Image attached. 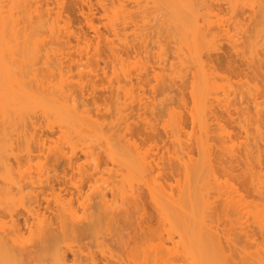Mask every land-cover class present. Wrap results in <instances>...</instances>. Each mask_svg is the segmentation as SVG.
<instances>
[{
    "label": "bare ground",
    "instance_id": "6f19581e",
    "mask_svg": "<svg viewBox=\"0 0 264 264\" xmlns=\"http://www.w3.org/2000/svg\"><path fill=\"white\" fill-rule=\"evenodd\" d=\"M43 1H45L44 5L41 3L42 0H0V264H70L68 261L69 258H67V252L68 250L71 251L70 249H73L72 251L74 253L76 252L75 254L78 258L76 261H73L75 263L72 262L73 264H264V246H260L262 245L260 244L261 242L256 243L257 235L264 237V174L260 167L262 164L264 165V149L262 150L264 146L261 147L264 144V103L259 102V99L263 97L257 96L259 92V95L262 93L258 90L261 87L258 86V88L257 85L259 84H256L257 82L255 81L257 74L261 79L263 77H260V74L261 76L264 75V59L261 60L264 55L261 54L264 52V0H241L243 2H240V0H217V2L220 1L223 4L227 3L228 5L224 4L227 7H234L233 10L230 9L231 13L233 12L232 16H230L229 8H227L230 17L235 16L234 12L236 13L237 11H235V7L240 6L241 3L245 4L246 2L249 5V7L246 4L242 6L243 8L246 7L248 10L245 9V12L248 11L250 14L253 12L249 11L250 7L251 10L259 9L262 21L257 25L255 24L256 26L251 27L256 21L254 20L256 16L253 14L251 18L253 23L251 26L248 22L245 23L242 20L245 25L248 24L247 27L250 26L249 30L251 34L249 36H246L244 32L242 33L244 26H241L242 23L239 24L241 20L235 17L234 19L238 24L232 19L236 23L232 26L230 24L231 18L229 20L226 10V13L223 12L227 16L223 15L224 13L222 14L221 10V14L217 9V13L214 12L212 8L215 5L213 4L214 7L211 5L214 0H143L144 3L142 4H145L146 10L147 7L156 10L155 15L151 12V16L153 13L154 16L152 17H154V21L157 16L156 23L157 19H160L158 20L159 30L164 28L167 36L169 34L170 40H172L170 43H176L175 47L173 44H170L173 45V51L176 50V45L179 46L177 47L179 53L177 51H175L176 54L173 52L177 55L178 61L176 62L178 63L173 61L175 64H172L173 62H171V67L168 66L169 60L167 59V54L165 57L161 56L163 60H167L166 65L171 68V72H169L170 69H166L169 75L166 74L164 69L166 77L163 76L164 79L161 77V80L159 77L164 73L160 75V71L159 73H155L154 70V73L162 81L161 84L163 85L158 82L161 88H158L157 84L156 87L160 92L163 87L164 93L167 92L166 95L169 93L168 98L161 96L160 104L154 103V105H157V107L160 105L162 108L159 110L165 109L163 102L167 105L169 101H173L169 97L174 92L173 89L177 87L178 83L181 81L183 85L184 83L187 84L186 79L188 76L185 77L183 73L188 72L189 78H191V81L189 78L187 79L188 84L190 81L189 88L185 89L186 86L184 85L185 87H183L182 83L180 84L182 85L183 91L189 90V92H184L185 96L183 91L177 93H182V96H184L183 99L181 98L183 103L186 105L187 103L188 105L191 103V106L187 105L188 108H186V105L184 107L187 111L190 107L188 111L189 116L187 115V123L188 125L189 122L192 123L190 124L191 132H189V129L186 131L188 126L183 124L182 117L184 115L181 114V111L176 112V109L172 106V108L169 106V109H166V114L164 112V115L167 116V118L165 117L166 120L164 123L159 122L161 121L159 118L161 116L160 111V116L158 115L159 121L156 119L157 116H154V119L159 122L155 124H158V126L162 124V126H159L160 128L163 127L162 132L161 129H159L160 131L158 130V126L156 129L153 123L156 120H149V118L145 117L147 118V122L143 121L145 122V126H142L143 124L139 126L137 121L136 125L138 127H144L142 130H145V133L140 128L138 130H140L139 134L146 135H142L145 138L148 136L147 134L156 133V131L158 138L155 137V134L152 135L157 140L159 137L165 138L167 136L168 139H165L169 140L170 147L166 148L164 146V143H167V141L163 138V145L160 146L161 148L157 145L158 148H155L157 150L153 148L156 143L161 145L162 138L161 140L159 139V143L153 139V136L152 138H147V142L151 140H153L152 142L155 141L153 148L150 146L151 142L149 145L145 140H142V143L140 142L138 144L139 140L136 139L137 134V136L132 134L133 137H136L135 139L137 141L129 138V132L131 130L129 124L130 119L132 120L131 122H135L137 119L144 117L142 111L147 108V105H151L147 101L145 102L146 98L144 96L143 99H141V95L138 96V98L140 97L139 99L135 96L134 91H136L137 87L135 88L130 85L131 88L129 86L126 87L128 82L125 84L123 80L122 82L120 81L122 75L125 76L124 81L130 80V76H134L135 72L138 73L139 77L142 65L146 64H143L141 59L140 61L138 60L139 65L142 62L141 68L138 70L140 72H138L136 71L139 69L136 67L139 66L138 61L137 63L135 61L132 64L136 66L132 67L137 69L135 71L133 69L132 72L130 71L132 67L129 68V66L132 64L126 61L128 56L122 53L124 52L125 46H127V43H124V39L126 41L128 37L123 38L120 35L123 33L125 36H128L127 34L130 28L131 32L136 27L143 26L144 28L148 26L149 28V25L144 26L143 23L147 20L146 16L150 13H146L147 15L144 14L146 16H142V19L145 18L143 19L144 21L141 20L142 26H140L141 24L137 26L140 23L138 22V16L140 14L133 15L127 12L126 10L129 11L130 9L125 7L127 6L124 4L125 1L119 0L121 3L118 5L120 6L113 3L115 7L113 9L111 8L112 10L109 9L110 11L108 8L111 6L102 5V7L106 6V10L109 11L108 15L105 13L107 16L105 17L109 18L106 19V21L108 20V24H106L107 28L110 25L111 27L108 28L109 31L112 29L115 33L113 34L110 31V35L115 36L112 39L113 41L108 38L109 36L104 38L108 42L107 46L110 44V48L108 49L109 53L111 52V62L113 59L117 63L121 62L120 66L118 65L119 63H116L119 69H121V72L117 67L114 68L113 66V69L115 70L117 68L116 70L122 75L121 77L116 76V78H113V81L115 79L118 82L120 81L121 87L122 83L126 85L122 87V89L124 87L126 88V91L123 90L124 101L122 102L121 93L119 94V91L122 89L119 87V83H117V80H115L114 84L111 83L112 80L110 82L112 86L116 85V83L118 85H116L118 93L117 91H112L113 93L115 92L114 98H116L115 96L120 97L117 100H113L114 103L116 102L117 115L115 114L117 110L116 107L114 108L115 104L113 102L112 107H110L112 111L114 109L113 116L116 119L113 118V112H111L113 118L111 119L114 120V125L111 127L107 124L108 127H106V124L104 125L103 123L104 121H99L102 117L97 116L93 109H89L90 107L88 108V105H86L88 103L84 104L87 107L86 109H88L85 110L84 106L77 101V98L80 96H76L82 94V92L87 93L86 91H88L84 89L86 84L83 83L85 82L83 79H88L90 75L87 76V72H81V66L82 68H87L100 64L99 62L97 63V60L91 63L92 65L90 63L85 64L86 67L81 62L82 65L80 64L81 66L79 68L78 63L80 61L77 60L78 62L76 63L74 62L76 59L74 61L72 59V65L76 63L75 65L80 70L76 68L78 72L74 69L78 73L77 76L80 77L78 79L81 80V74L84 76L83 74L86 73L81 80L85 86L80 83L81 81L77 83V79H75L77 86L72 83L74 81L72 79L77 78L74 74L72 76L66 72L68 76H71L70 79L67 75H64L65 71H67H64L66 62L63 65L64 61L62 62V60H65V57L64 59L61 58L63 52L59 53V51L64 50V55L66 49L67 51L69 50V47L66 48L67 45L65 43L68 42L70 44V41L67 40L70 35L68 32L70 28L65 27L64 24L62 25L65 19L58 9L54 13L55 9L53 10L51 7L50 9L48 2L46 0ZM57 1L53 0L55 8L58 6V3H64L65 0ZM84 1L82 0L81 2L84 3ZM136 2L138 4H135L139 8H136L137 6L134 8L136 10L138 9V12L145 10V6L143 7L142 5V8L140 7L142 1L139 0ZM62 5L59 4L58 7ZM243 8L236 7V9L240 10H243ZM140 9L141 11H139ZM89 10L91 11V8ZM129 14L133 15V20L128 17L131 16ZM135 15H137V18ZM62 19L64 20L62 21ZM128 19L130 20L128 21ZM134 19L137 25H135ZM151 20L148 21L151 22ZM66 22L65 24L67 25L68 23ZM120 24L124 27L127 26L125 28L126 30ZM132 24L133 26L135 25L133 29ZM160 26L162 27L160 28ZM92 28L95 30V27L92 26ZM117 28L118 30L121 28L124 31L120 29V32H122L119 33ZM143 28L140 29L144 31L145 28ZM97 30L96 38L101 37L98 35L99 30ZM134 30L132 33L136 32ZM160 31L162 32L163 30ZM232 31L234 32L232 33ZM239 31L245 37H240L241 33ZM117 32L120 34L119 36ZM137 32L133 35H136V38L139 36L142 39L143 35L141 34V30V35H137L139 31L137 30ZM152 34L150 35L153 38ZM133 35L130 34L129 38ZM77 36L76 38L79 39L81 35ZM83 36L79 39V42L81 43L83 38L84 42L82 41V43L85 45V42L87 41L89 43V40L86 35ZM149 36L147 37L151 38ZM119 37L122 39L118 40ZM223 37L225 38L224 41H228L229 49L231 46L232 50H230L237 54L235 56L238 58L239 55L243 58L244 62L239 58L242 62H240L241 66L243 65L242 68L248 66L254 71L255 74H253L255 76H253V80L255 83L249 80V77H252L251 75L253 74L249 77L246 74L248 80L245 79L247 80L245 83L240 81L241 85H237L238 87L240 86L239 89L232 82L229 83L228 80L225 82V79H220V75L223 76V73L221 72L219 75L220 72L217 73V68L215 67L214 69L211 67L213 66L212 64L209 66L211 62L205 61L203 54L206 53L208 55L210 52L213 54L212 52L220 50L221 48L219 49L217 44H220L218 41L224 42ZM129 38L127 41L130 40V43L135 42L133 41L135 37H131L133 40ZM148 38L146 39L145 35V39H142L144 41H139V44L140 42H145V40L150 41ZM60 40H64L65 43L63 44L62 41L59 43ZM121 41L123 44H126L124 47ZM147 41L146 44L148 43ZM118 43L122 45L123 49L119 46L121 51L120 49L117 50ZM54 44L58 48V45L63 44L65 48L61 45L64 49L60 50V47L58 50ZM133 44H131L133 45L132 48L129 47L131 46L130 44H128V47L130 49L139 47L138 43V46L135 43ZM150 44L148 43L147 46L141 44L140 47H150ZM50 45L51 47H48ZM87 45L89 46V44ZM87 45L86 47H88ZM159 46H156L159 51L161 47L162 52L166 50L163 48L165 45ZM128 47H126V53L128 50L130 51ZM81 48L89 52L88 48ZM261 50L262 52L260 53ZM82 52L81 54H84ZM162 52H159L160 54L158 55H162ZM122 54L125 57L123 56L121 58ZM130 54L129 56L131 57ZM65 56H67V52ZM155 56L157 58V55ZM159 56L157 59L160 58ZM130 57L129 61H131ZM124 58L131 65L124 63ZM163 60L159 59L158 61L162 62ZM115 61L112 64L115 65ZM206 62L209 64L207 65ZM40 64H43V67H40L41 69L38 67ZM72 65L71 67H76ZM97 67L99 71V66ZM73 68H71L72 71ZM90 68H88V71L91 70ZM230 68L233 67L230 66ZM67 69L69 72H72L68 67ZM245 69L246 72L249 71V69ZM93 71L96 72L97 68L93 69ZM143 71L141 73L144 74ZM243 71L241 70V74H238V76H242V73L245 72ZM90 73L93 74L92 70ZM114 74L115 72H113V76ZM151 75L154 77L153 73ZM227 75L229 76V74ZM227 75H224V77L228 78ZM93 76L95 75L90 76V79ZM182 77L185 78H183L185 82L182 81ZM157 78H155L156 81ZM179 78L181 80L178 82ZM259 78H256V80ZM219 80H224V83L227 84L223 85L224 83L221 84L222 81L220 83ZM242 80L244 81V79ZM130 81L133 82V78ZM156 81L152 79L150 82ZM249 81L253 83L250 84ZM175 83L177 84L175 85ZM88 84L87 87H90ZM253 84L255 87L252 86ZM232 85L235 89L230 87ZM93 87L91 88L96 89ZM229 87L234 91L229 90ZM132 88L135 89L133 90ZM76 89H79L77 91L81 93L78 92L79 94H77ZM140 89L141 87L137 89L136 93ZM171 89L172 92H168ZM162 93L160 95L164 96L165 94ZM188 93L190 95L189 97L187 95ZM139 94H141V90ZM83 95L86 96L84 93ZM182 96L180 95V97ZM232 97L234 98L232 99ZM83 98L85 99V97H80V100L83 101ZM190 98L192 102L189 100ZM238 99L240 101H248L251 104H249L250 108H248L251 109L252 106L253 111H255L252 112V109L250 110L253 114L255 113L254 116L250 113V117H244L248 125L254 126H252L254 129L250 131H253L252 135H254L251 141L249 140L251 138L249 134L251 133H249L248 129H243L245 127L243 125L245 121L242 120L243 123L241 122L243 125L241 127L246 132L248 142L247 140L246 142L243 141L245 143L240 149L238 148L240 145L235 144L236 141L231 138L232 136L226 128L227 124L225 122L229 120L227 121L226 118H222L221 115V112H223L232 118L235 110L231 111V107L242 103L243 105L246 104L244 101L239 104ZM143 100L147 104H144L142 102ZM186 100L187 103L185 102ZM135 102H137V105L139 104L138 107L140 108L138 110H142V106L144 105L145 108L143 107L144 109L139 111L140 113L142 112V116L141 114H138L139 117L133 115L135 120L133 121V118L124 116V113L127 109L132 111V108L134 109L136 106L134 104ZM168 105L170 104L168 103ZM179 105L180 102L178 109L182 110L180 109L182 105L180 108ZM157 107L148 108L155 110ZM108 108L106 110H110ZM217 109L221 112L219 110L217 111ZM152 112L151 114L155 115ZM217 112H220L219 115ZM91 113L95 116L93 117ZM144 115L146 116V114ZM97 117L99 119H95ZM221 119H225V121ZM241 119L243 118L239 120L241 121ZM262 125L263 128H261ZM55 127L60 129L57 132L59 138L56 141H46L43 137V129L53 130ZM227 127L229 126L227 125ZM105 128L109 129L106 130ZM147 130L148 132L150 130V133ZM159 132L165 133V136L164 134L160 136ZM141 144H147L151 149H147L149 146L144 145L145 147H143ZM162 147L165 148V151ZM78 148H81V150L79 149L80 153L81 151L83 153L85 152V156L90 159L88 162H86L87 160L85 161L88 163L86 167L88 169H84L85 167L79 164L81 159L79 161V157L77 158L76 156ZM158 149H160V153ZM151 151H157L161 155H155L154 153L156 152L152 154ZM100 153L104 154V158L113 165V168L112 165L110 166L112 169L107 173V176H104L102 173V167L100 168L101 172L99 171L98 155ZM45 154L52 156L51 162L53 166L55 164L56 166L58 164L59 166L64 164L63 166L77 169L81 177L79 179L85 178L86 176V178L89 177L93 180V183L89 182L92 185H89L90 188L88 187L87 197L83 198L85 201L80 200V202H90V204L86 203L87 205H84V203H81L82 206H87L85 208L82 207L83 210L78 206L83 213L81 210L79 212V209L77 210L75 208L76 206L73 205V201L69 199L67 201L66 198L64 200L61 195H58V198L61 196L62 199H60L61 197L59 199L55 198V201L57 200L55 207L56 216L52 218V221L40 209L38 196L35 193L38 189H36L35 185L41 187L42 184L48 183V179H50L48 177L50 172L47 170L44 171L47 165L44 161L47 158ZM42 160L46 163L45 166ZM61 162L63 164H60ZM103 162L100 161V163ZM105 164L104 162V165H101L105 167L109 166V164ZM96 176L98 177L96 178ZM88 181L90 180L88 179ZM109 194L112 197L109 198ZM254 197H256V200ZM147 198L149 202H146L143 207V200ZM147 203L152 205L151 207H153L156 213L157 218L154 216L158 219L157 222H159L157 228H152L148 225L149 218H146L149 215L147 216L146 213L148 214V212L144 211ZM19 215H24L25 217L23 224L20 223ZM54 219L55 221L53 222ZM22 225L24 227L28 226L26 231ZM54 226L56 227L54 228ZM84 240L90 241L87 245L83 243L86 245L85 247L82 246L83 244L76 243H79V241L84 242ZM252 240H255L254 244L251 242ZM74 243L76 244L74 245ZM76 245L78 250L74 247ZM31 248L32 250L35 249V251H32Z\"/></svg>",
    "mask_w": 264,
    "mask_h": 264
},
{
    "label": "rangeland",
    "instance_id": "374dc122",
    "mask_svg": "<svg viewBox=\"0 0 264 264\" xmlns=\"http://www.w3.org/2000/svg\"><path fill=\"white\" fill-rule=\"evenodd\" d=\"M47 2H48V4H49V8L51 7L53 10H54V13L56 12V10L58 9L59 10V12L64 16V19H62V21L64 20V22L62 23V25L64 24V26L66 27H69L70 28V30L68 31L69 32V38H67V40H69L70 41V44L68 43V42H66L65 43V41H66V39H65V41L64 40H60L59 41V43H61V41L63 42V44L65 43L67 46H66V48L67 47H69L68 49V51H67V49H66V52H67V56H65V54H66V52H65V54L63 55V53H64V48H65V45L63 46V44H61V45H58L59 46V48L56 46V44H54L55 46H56V48H58V50L60 49V47H61V49L60 50H63V51H59V53L61 52H63L62 53V57L61 58H63L64 59V57H65V60H62V62H63V65H64V63L66 62L67 63V65H66V63H65V68H64V71L65 70H67V71H65V74H64V71H63V74L66 76L68 73H69V75L71 74L72 76H73V74L75 75V76H77L78 75V73L76 72V71H78L79 69H78V67L80 68V66L82 65V63H84L83 65H85V64H91V63H94V61H97V63L99 62V64L100 65H96L95 67L97 68V73L95 72V71H93V69H96L95 67H92V66H89V67H91L90 69L92 70V73L93 72H95V73H93V74H91L90 72H91V70L90 71H88V68L89 67H87L86 65V67L87 68H82V66H81V68H80V70H81V72H87V76L88 75H90V76H92V75H95V76H93V78L91 77V79H90V76H88L89 78L88 79H83V77L85 76V74H83L84 76H82V74H81V80L83 79V80H85V82L87 81V83H85V82H83L84 84H86V87H84V89H86V90H88V91H86L87 93H85V92H82V94H79L78 92H80V91H77V90H79V89H76V93L77 94H79V95H76V96H80V97H85V99L83 98V101L82 100H80V97L79 98H77L78 100V102L80 103V104H82L83 106H84V104H86V103H88V104H86V105H88V108L89 109H93L94 110V112L97 114V116H99L100 118L102 117V119H100L99 121L100 122H103L104 123V125L106 126V127H108L107 126V124L109 125V126H111L112 127V125H114V120H112L113 118H115V116H113L114 115V109H113V111H112V108L110 109V107H112V105L113 104H115V106H114V108L116 107V110H117V106H116V102L114 103L113 102V100L115 99V100H117V98L118 97H120V96H122L121 98H122V102L124 101V99H123V90H125L126 88L124 87V89H122V87H123V85L124 86H126L125 84L127 83L128 85L126 86V87H128L129 85L130 86H132V87H137L136 88V91H137V89H139V87H141V94H139V92H140V90H138V92L136 93V91H134L135 93V96H137V98H138V96L139 95H141V99H143V96H144V98H146L145 99V102L147 101V103L149 104V105H151V106H148L147 105V108L148 107H152V108H156L157 107V105L155 106L154 105V103L155 104H160V101H161V99H162V97L164 98V97H167L168 95H169V93H168V95H166L167 94V92L166 93H164V91H163V87H162V90H161V92H163L165 95L163 96V95H160L161 94V92L158 90V88L160 87L161 88V86L160 85H158L159 83L158 82H160V84H161V80H162V78L164 79V77L163 76H165L166 77V74L167 75H169L168 74V71H166V69L168 68V69H170V71L169 72H171V68H169L168 66H170L171 67V62H175V63H178V62H176V61H178V59H177V55H175L176 54V52L175 51H177L178 50V48L177 47H179L178 45H176V50L175 51H173V45H174V47H175V44H173V43H170V42H172V40H170V36H169V34H168V36H167V34H166V32L164 31L165 29L163 28H161L162 26H160V30H163L162 32L159 30V23H158V20H160V19H157V23L155 22L156 21V18H157V16L155 17V21L153 20L154 19V17H152V16H154L155 15V12H156V10L154 9L153 10V8H149V7H147V10H149V11H147L146 10V6H145V4L143 5L142 3H144V1L143 0H140V1H142L141 3H140V7L142 8V5H143V7H144V9L145 10H143L142 12H138L134 7H136L137 5L135 4V3H137L136 1H139V0H123V2L125 1V5H127V6H125L127 9H130L129 11L128 10H126L127 12H130L131 14H140L139 16H138V22H140V23H138V25H137V23H136V18H137V15H135L136 16V18L134 19L135 20V25H137V26H139V24H141V20H143V19H145V18H143L142 19V16L143 17H145L147 14H148V12L150 13L149 15L151 16V12H153L154 13V15H153V13H152V18L149 16V15H147L146 16V19L147 20H145V22L143 23L144 24V26H146V25H149V28H148V26H146V27H144L145 29H147L146 31H145V29L143 28V26H142V24L140 25V26H142V27H136V32H137V30L139 31V34H137V35H143V38L145 39V35H146V39L148 38L147 36H149L150 34H152L153 35V38H152V36L150 35L149 37H151V38H148V40H150V41H147V40H145V42H143V43H145V44H143V43H141L142 41H144V40H142V39H140L139 38V36L136 38V35H133V34H135V33H132L133 32V28L135 27V25L133 26V24H134V22H132L133 24H132V32H131V28H130V30L128 31V36H125V34H123L122 33V35H120V34H118V32L119 33H121L122 31H124V30H122L121 28V32H120V29L118 30V28H117V34H118V36L120 35L121 37H123V38H125V37H128L129 38V36H130V34L131 35H133V36H131L132 38H134V40L130 37L129 39H132L133 41H135V42H133V43H135V44H139V41H141L140 42V44H139V47L141 46V44L142 45H145V46H147L148 45V43L150 44V47L148 46V47H145V48H143V46L142 47H135V48H133V49H130V48H132V46L134 45L133 43H130L129 41H127L128 40V38H127V42L125 41V39H124V43H127V46H125V48H124V52H122L123 54L125 53L126 54V56H128V58H126L127 60L126 61H128V62H130L131 64L133 63V62H135L136 61V63H137V61L139 60L140 61V59H141V61H143V64H145V65H142L141 63L142 62H140V65H139V61H138V65L139 66H136V65H134V64H130V63H127L126 61H125V58L123 59L124 60V63H127V64H130L131 66H129V68H131L132 66H136V67H138L139 69H137V68H134V67H132L131 69H130V71L132 72V70L134 69V71H135V69H137L136 71H138V70H140V66L142 65V69H141V72L143 71L144 72V74L143 73H141L140 71H138V72H140V76L138 77V73L137 72H135V74H134V71H133V74H134V76H130L131 78H130V80H132V78H133V82L132 81H130V80H128V81H124L125 79V76L124 75H122V74H120L116 69L118 68V70L121 72V69H119V66H120V63L118 64L117 63V61H115V59H113V61H115V65L114 64H112V62H111V59L112 58H110V53H109V49L108 48H110V44L107 46V40L106 39H104V38H107V36H109L108 38L109 39H111V41H113L112 39H114L115 38V36L113 35V36H111L110 34H111V32L113 33V34H115L114 33V31H112V29L109 31V29L108 28H110L111 26L109 25L108 26V28H107V25L106 24H108L107 23V21H106V19H109V18H106L107 16L105 15V13H107V15H108V12L110 11V10H112L114 7H115V5L117 4V6H120V5H118L119 3H121V2H119V0H101L100 2H98L99 0H85L84 1V3L83 2H81L80 0L78 1V0H65L64 1V3L63 2H61V3H58V6H59V4H63L61 7L63 8V10H62V8L61 7H58L57 5V7L55 8V5H53L54 3H53V0L52 1H49V0H46ZM59 2L61 1V0H58ZM57 1V2H58ZM105 1V2H104ZM214 1H216L217 2V0H214ZM214 1L211 3V5L213 6V4L215 5V7L214 8H212V9H214V12H216L217 10H219L218 12H220V14H221V11H222V14L225 12V10H226V14H228V10H227V8H229V12H230V16H232L233 15V12L231 13V10L230 9H232L233 10V8H230V6L229 7H227L226 5H228L227 3H224V4H226V5H224L222 2L220 3V1H222V0H220L219 2H217V4H216V2L214 3ZM243 1H245V0H243ZM243 1H241L240 0V2H243ZM54 2H56V1H54ZM226 2V1H225ZM263 2V1H262ZM41 3H43L42 5H44V3H45V1H43L42 0V2ZM100 3H102V4H100ZM105 3V4H104ZM113 3H115V5L113 4ZM220 3V4H219ZM56 4V3H55ZM113 6H112V5ZM138 4V3H137ZM245 4L247 5V7H249V5L245 2ZM245 4H243V3H241V5L239 6H236V7H241V9L243 8V6L242 5H244L245 6ZM102 5H106V6H111L110 8H108V10L109 11H107L106 10V6L104 7H102ZM152 5V4H151ZM210 5V6H211ZM219 5V6H218ZM230 5V4H229ZM217 6V7H216ZM150 7H153V6H150ZM232 7V6H231ZM236 7H235V11H236V13L234 12V14H235V16H233V17H230L229 16V14H228V18H229V20H230V18H231V22H230V24L233 26L234 24H238V22L234 19L235 17L238 19V20H241V21H239V24L240 23H242L241 24V26L243 25L244 27H243V29H244V31H242V33L244 32L245 33V35L246 36H249L250 34H251V31L249 30L250 29V26H251V24L253 23L252 22V17H253V15H255L254 17V20H256L255 22H254V24H252L253 26H251V27H254V26H256L257 24H259L261 21H262V19H261V16H260V14H259V9H255V10H251L250 8H249V11H253L252 12V14H250V12H248V11H246L245 12V9H246V7L245 8H243V10H240V9H236ZM50 8V9H51ZM91 8V11L89 10ZM105 8V9H104ZM112 8V9H111ZM118 8V7H117ZM136 8H139L138 6L136 7ZM217 9V10H216ZM104 10H106L105 12H104ZM151 10V11H150ZM153 10V11H152ZM221 10V11H220ZM239 10V11H238ZM246 10H248V9H246ZM136 11H137V13H136ZM139 11H141V9L139 10ZM224 11V12H223ZM254 11H255V13H254ZM58 12V11H57ZM143 15H142V14ZM147 13V14H146ZM217 13V12H216ZM225 13L223 14V15H225ZM84 14H86V15H84ZM131 14H129V15H131ZM144 14H146L145 16H144ZM159 14V13H158ZM219 14V13H218ZM133 15H131V16H128V17H130V18H132V20H133ZM156 15H157V13H156ZM63 16H62V18H63ZM106 16V17H105ZM149 16V17H148ZM159 16H160V14H159ZM222 16V15H221ZM225 16H227V15H225ZM109 17V16H108ZM224 17V16H223ZM141 18V19H140ZM160 18V17H159ZM226 19H228L227 17H225ZM140 19V20H139ZM152 19V20H151ZM232 19H233V21L235 20V22L236 23H234L233 21H232ZM130 19H128V21H129ZM148 20H151V22L150 21H148ZM242 20L246 23V22H248V24H250V26L249 27H247L248 26V24H244L243 22H242ZM247 20V21H246ZM65 21H67L66 23H68L67 25L65 24ZM144 21V20H143ZM142 21V22H143ZM153 21H154V23H153ZM146 22H147V24H146ZM160 22V21H159ZM149 23H151V24H149ZM130 24V23H129ZM156 24H157V27H156ZM256 24V25H255ZM92 26L93 27H95V30L92 28ZM120 26H123V25H121L120 24ZM245 26H246V28H245ZM116 27H119V26H116ZM124 27V26H123ZM154 27V28H153ZM156 27V28H155ZM125 28H127V26L126 27H124L123 29H125ZM128 28H129V25H128ZM140 28H143L144 29V31H142V29H140ZM99 30V32H98V35L99 36H101V37H98V38H100V39H98V38H96V30ZM155 29V30H154ZM97 30V31H98ZM126 30V29H125ZM134 30V31H135ZM140 30H141V34H140ZM154 30V31H153ZM157 30V31H156ZM233 30V29H232ZM251 30H252V28H251ZM150 31V32H149ZM71 32V33H70ZM110 32V33H109ZM148 32V33H147ZM156 32V33H155ZM234 31H232V33H233ZM125 33V32H124ZM138 33V32H137ZM144 33V34H143ZM150 33V34H149ZM162 33V34H161ZM164 33V34H163ZM239 33H241L240 31H239ZM241 33V36L240 37H243L244 35ZM72 34V35H71ZM149 34V35H148ZM165 34H166V36H165ZM77 35H81V36H79V39L82 37V35H86V37L88 38V40H89V43L86 41L85 42V45L82 43V41L84 42V40H83V38H82V40H81V43L79 42L80 40L78 39V38H76V36ZM124 35V36H123ZM159 35H161L160 37H159ZM46 36V35H45ZM83 36V37H84ZM104 36V37H103ZM106 36V37H105ZM118 36H117V38H118ZM78 37V36H77ZM142 37V36H141ZM158 39H157V38ZM166 37H168L167 38V40H166ZM245 37V36H244ZM47 38H48V36H47ZM222 38V37H221ZM220 38V39H221ZM122 38H120L119 37V39L118 40H121ZM138 39H140V40H138ZM161 39V40H160ZM165 39V40H164ZM219 39V40H220ZM245 39V38H244ZM92 42H91V41ZM157 40H158V42L160 41L161 42V44H160V42L158 43L157 42ZM222 40V39H221ZM225 40V38L223 37V41ZM243 40V39H242ZM241 40V41H242ZM46 41H48V40H46ZM108 41H110V40H108ZM110 41V42H111ZM115 41H117V40H115ZM146 41L148 42L147 44H146ZM155 41V42H154ZM168 43H167V42ZM174 41V40H173ZM227 41V40H226ZM226 41H224V42H220V41H218V43H220V44H217V47L220 49V50H216L215 52H212L213 54H211V52H210V54L208 53V55H206V53H204L203 54V56L205 57H203L204 59H205V61L207 60V61H209V62H211L210 63V65L209 66H211V64L213 65V66H211V67H213L214 69H215V67L217 68L216 70H217V73H219V75L221 74V72L223 73V76L222 75H220V79H225V82H226V80H228V82L230 83V82H232V84L233 85H235L237 88H239L240 89V86L238 87L237 85L239 84V85H241V82L240 81H242V83L244 82L245 83V81H247L248 80V78H247V76L249 77L251 74H253L254 73V71L253 70H251L248 66H245V68H247V70L249 69V71H247L246 72V69L243 67L242 68V66H241V64H240V62L241 61H243L244 62V60H243V58L242 57H240L239 55H238V58L235 56V55H237L236 53H234L233 51H231L232 49H231V46H230V43H229V46H230V49H229V47H228V41H227V43H226ZM244 41V40H243ZM118 42V41H117ZM116 42V43H117ZM129 42V43H128ZM166 42V43H165ZM58 43V42H57ZM69 44V46H68V44ZM80 43V44H79ZM115 43V44H116ZM121 43H122V41H121ZM121 43H118V49L117 50H119L120 48H122V45H121ZM159 44V45H161V46H163V45H165V46H163V48H165L166 50H167V53H166V50L165 49H163V50H165V51H163L162 52V47L161 46H159V45H157V44ZM87 44H89V46H90V48H89V46L87 45ZM123 44V43H122ZM128 44H133V45H131V46H129L128 47ZM138 44L136 45V46H138ZM156 44V45H155ZM170 44H173V45H170ZM86 45L88 46V47H86ZM124 45H126V44H123V47H124ZM119 46H120V48H119ZM155 46V47H154ZM156 46H159V47H161V50L159 51L158 50V48L156 47ZM220 46V47H219ZM48 47H51V45L50 46H48ZM54 47V46H53ZM81 47H85V48H88L89 50V52H90V54H89V52H87L86 50H84V48H81ZM126 47H128L129 49H130V51H129V53H128V51H127V53H126ZM55 48V49H56ZM80 48H81V50L83 51H81L80 50ZM127 48V49H128ZM264 48V47H263ZM263 48H261V49H263ZM54 49V48H53ZM97 49V50H96ZM123 49V48H122ZM139 51H138V50ZM142 49V50H141ZM144 49H146V50H144ZM160 49V48H159ZM149 52H148V51ZM57 51V50H56ZM79 51H80V53H79ZM85 51V52H84ZM120 51H121V49H120ZM120 51H118V52H120ZM123 51V50H122ZM142 51V52H141ZM147 52V53H145V52ZM81 52L82 53H84V54H81ZM158 52V53H157ZM159 52H162L161 54L162 55H158V54H160ZM173 52H175V54L173 53ZM178 53H179V51H177ZM262 52V50L260 51V53ZM96 53H98V54H96ZM131 53V54H130ZM145 53V54H144ZM163 53H164V55H163ZM234 53V54H233ZM68 54H70L69 56H68ZM79 54H80V56L81 55H83V56H81L82 57V59H81V57L79 56ZM88 54V55H87ZM121 54V53H120ZM122 54V56H121V58L125 55H123ZM128 54V55H127ZM129 54L131 55V57L129 56ZM167 54V59L169 60V62H168V66L166 65L167 64V60L166 59H164L163 60V58H161V56L162 57H165V55ZM262 55L264 54V52H262L261 53ZM87 55V56H86ZM155 55H157V58H158V56L160 57L159 59L160 60H163L162 62L161 61H158L159 59H157L156 58V56ZM208 56V57H206V56ZM210 55V56H209ZM261 55V56H262ZM176 56V57H175ZM212 56V57H211ZM112 57H113V55H112ZM125 57V56H124ZM129 57L131 58L130 60L131 61H129ZM174 57H175V59H174ZM260 57V56H259ZM264 55L262 56V59H261V57H260V59L261 60H263L264 58ZM239 58L241 59V61L239 60ZM72 59H73V61L74 62H78V61H80L79 63H78V67H77V65H75V64H73L74 66H76L75 68H73V67H71V65H72ZM80 59V60H79ZM203 59V60H204ZM68 60H69V62H68ZM78 60V61H77ZM82 60V61H81ZM122 60V61H123ZM166 60V61H165ZM93 61V62H92ZM73 62V63H74ZM82 62V63H81ZM164 62H166V63H164ZM172 63V64H175V63ZM114 63V62H113ZM119 65H117V64ZM162 63V64H161ZM170 63V64H169ZM207 63V62H206ZM242 63V62H241ZM81 64V65H80ZM96 64V63H95ZM95 64H93V65H95ZM209 63H207V65H208ZM41 65V64H40ZM40 65H38V67H39V69H41L40 67H43V64L40 66ZM72 65V66H73ZM92 65V64H91ZM122 65V64H121ZM124 65H126V64H124ZM147 65H148V68H147ZM264 65V64H263ZM70 69V71H72V69L71 68H73V71L72 72H69L68 71V69H67V67ZM97 66H99V71H98V67ZM113 66H114V68L115 67H117L115 70L113 69ZM126 66H128V65H126ZM145 66H146V68H145ZM164 66V67H163ZM229 66V67H228ZM230 66L231 67H233V68H230ZM238 66V67H237ZM37 67V68H38ZM166 67V68H165ZM178 67V66H177ZM236 67V68H235ZM78 70H77V69ZM176 68V67H175ZM74 69H76V71L74 70ZM84 71H83V70ZM162 69V70H161ZM164 69H165V71H166V74L164 73L165 71H164ZM167 69V70H168ZM219 69V70H218ZM79 70V71H80ZM146 70H148V72H146ZM154 70H155V73L157 72V73H159V71L161 72V73H159L160 75H162L163 73V75L162 76H160L159 78L161 79H158L157 77L158 76H156V74L154 73ZM176 70H178V69H176ZM241 70L244 72V73H242V76H238V74H241L240 72H241ZM78 71V72H79ZM117 71V72H116ZM153 71V72H152ZM251 71V73H249ZM66 72H68L67 74H66ZM113 72H115V74H114V76H113ZM130 72V73H131ZM146 72V73H145ZM88 73H90V74H88ZM130 73H129V75H130ZM136 73H137V76H136ZM151 73H153V75H154V77L151 75ZM224 73H227V74H229V76L227 75V74H224ZM80 74V73H79ZM98 74V75H97ZM116 74H119V75H116ZM143 74V76H141ZM186 74V75H185ZM185 74L183 73V75L185 76V77H187V79L189 78V73L187 72H185ZM246 74H247V76H246ZM255 74V73H254ZM251 75L252 77H249L250 79L249 80H252L253 82H254V80H253V76H255V75ZM97 75V76H96ZM121 75H122V79L120 80L121 82H122V80H123V83H125V84H121L122 85V87L120 86V81L118 82V80L117 79H115V80H117V83H119V87H121V89L122 90H120L119 91V94H120V96H115L116 98H114V93L117 91V93H118V90L116 89L117 88V83H116V85H114V86H112L111 84H110V82H111V80H112V82L111 83H115V80L113 81V78H116V76H119V77H121ZM128 75V76H129ZM224 75H227L228 76V78L226 77H224ZM243 75H245L246 76V78H245V76H243ZM258 75V74H257ZM255 76V81L257 82L256 84H259V85H257V87L258 86H260L261 88V90L260 89H258L259 91H261V93L264 95V75H262L261 76V74H260V77H263L262 79L261 78H259V75L258 76ZM86 76V77H87ZM156 76V77H155ZM222 76V77H221ZM238 76V77H237ZM47 77V76H46ZM67 77H69V79H70V77L71 76H68L67 75ZM66 77V78H67ZM119 77H118V79H119ZM162 77V78H161ZM78 78H80V77H78L77 76V78L75 77L74 79H72V80H74L73 82H72V80H70L72 83H74L75 85L77 84V83H79L81 80H79ZM155 78H157V81H156V79ZM183 78L184 77H182V81H184L183 80ZM252 78V79H251ZM256 78H259V79H257L256 80ZM75 79H77L76 81H77V83H75ZM90 79V80H89ZM127 79H129V78H127ZM153 79V81L155 80L156 82H150L151 80ZM185 79V78H184ZM187 79H186V83L187 84H185L184 83V85L186 86H184L183 85V82H181L180 81V83H178L179 82V80H181L180 78L178 79V85H177V87H173L174 89V92L172 93V94H170V97H169V99L170 100H173L172 102H168L170 105H168V103H167V105L166 104H164V102H163V100H162V102H163V105H165L164 107H165V109H161V110H159L160 108H162V107H160V105H158V107H157V109H152V108H145V105L144 106H142V110L141 109H139L138 110V108H140V107H138V105H137V102H135L134 104L137 106H135L134 107V109L132 108V111H129V109H127L126 111H125V113H124V116H127L128 118H133L134 116L133 115H135V117H139V115L143 112V116L144 117H141V118H139V119H141L142 120V122H140L139 121V119H137L136 121L134 120V118H133V121H135V122H131L132 120L130 119V128H131V130H130V132H129V138H133V140L136 138V137H133L132 136V134L134 135L135 134V136H137V138L136 139H138L139 140V143L138 144H140V142L142 141V140H147V138H152V136L154 137V135H152V134H155V137H157V131H156V133H152V134H147L148 136L145 138L144 136H142V135H145V134H139L140 133V130L142 131V132H144L145 130H142V129H144V127H142V126H145V122H143V121H146L147 122V118H149V120L150 119H152V120H156V119H158V117L160 118V120L161 121H159V119H158V121L161 123V122H163L164 123V121L166 120V118H167V116L166 115H164V112H165V114H166V109L168 108L169 109V106L171 107H174L175 109H176V112H179V111H181V114H183L184 115V117H182V121H183V124H185V126H188V128H187V130L186 131H188V129H189V132H191L192 130H191V125L190 124H192L191 122H189V125H188V117H187V115L189 114V110H190V107H189V109H188V111H187V109H185L184 107H185V103H183L182 102V99H183V97L185 96V94H184V92H186V91H183V89H182V85H183V87H185V89H187V88H189V84H190V81H191V78H189V84H188V82H187ZM229 79H230V81H229ZM242 79H244V81L242 80ZM245 79H247V80H245ZM79 80V81H78ZM160 80V81H159ZM90 81V82H89ZM92 81V82H91ZM221 81H222V83H221ZM88 82H89V84H88ZM133 83V85H132V83ZM175 82H176V80H175ZM185 82V81H184ZM219 82L221 83V84H223L224 83V80H219ZM252 82V83H253ZM80 83H82V81L80 82ZM82 83V84H83ZM93 83V84H92ZM129 83H131V84H129ZM141 85H139V84ZM151 83V84H150ZM153 83V84H152ZM177 83H175V85L177 84ZM182 83V85H180ZM249 83L250 84H252L250 81H249ZM255 83V82H254ZM74 84H72V85H74ZM83 84V86H85ZM87 84H88V86H90V87H87ZM158 86H157V85ZM227 83H224L223 85H226ZM255 84V85H256ZM91 85H93V86H95V87H93V86H91ZM135 85V86H134ZM139 85V86H138ZM162 85V84H161ZM231 85V84H230ZM233 85L232 86H230L231 88L233 87ZM77 86V85H76ZM116 86V87H115ZM129 86V87H130ZM158 88H157V87ZM163 86V85H162ZM188 86V87H187ZM252 86H254V84L252 85ZM91 87H93V88H96V89H92ZM113 87V88H112ZM115 87V88H114ZM229 87V90H233V89H231ZM255 87V86H254ZM76 88V87H75ZM74 88V89H75ZM131 88V87H130ZM135 88H132L133 90L135 89ZM153 88H155V89H153ZM234 89H235V87H233ZM236 88V89H237ZM259 88V87H258ZM112 89H115V90H112ZM128 89V88H127ZM180 89V90H179ZM182 89V90H181ZM238 89V90H239ZM92 90H94V91H92ZM130 90V89H129ZM177 90H178V92H177ZM112 91H115L114 93L112 92ZM126 91V90H125ZM179 91H183V94H184V96H182V93H180V94H177V93H179ZM234 91V90H233ZM74 92H75V90H74ZM143 92V93H142ZM168 92H172V89H171V91H168ZM187 92H189V90L187 91ZM186 92V93H187ZM238 92V91H237ZM258 92V91H257ZM81 93V92H80ZM83 93L84 94H86V96L85 95H83ZM116 93V94H117ZM162 93V94H163ZM260 93V92H259ZM259 93L257 94V96H260V97H263L262 99L260 98L259 99V102H262V103H264V96L261 94V95H259ZM137 94V95H136ZM83 95V96H82ZM180 95L182 96V97H180ZM188 95V97L190 96L189 95V93L187 94ZM186 95V96H187ZM162 96V97H161ZM180 97V98H179ZM140 98V97H139ZM138 98V99H139ZM168 98V97H167ZM171 98H173V99H171ZM182 98V99H181ZM186 98V97H185ZM184 98V99H185ZM234 97H232V99H233ZM155 99V100H154ZM166 99V98H165ZM168 99V100H169ZM81 102H80V101ZM85 100H87V101H85ZM154 102H153V101ZM178 100H180V101H178ZM191 102H192V100H191V98L189 99ZM188 100V102H190ZM150 101V102H149ZM242 101H244V100H242ZM242 101H240L239 99H238V103L240 104ZM85 102V103H84ZM112 102H113V104H112ZM142 102H144V100L142 101ZM144 102V104H147V103H145ZM151 102H153L152 104H151ZM157 102V103H156ZM179 102H180V105H179V108H180V106H181V108L180 109H182V110H179L178 109V104H179ZM186 103H187V100L185 101ZM245 102V101H244ZM248 102V101H247ZM245 102L246 104H244L243 105V103L242 104H240V105H236V106H234V107H231V111H234L235 110V112H237V113H235V112H233V116H232V118L229 116H227L225 113H223V112H221L219 109H217V111L219 110L220 112H221V115H222V118H226V120L228 121V122H225L229 127H227V125L225 124V123H222L223 125L225 124L226 125V128H227V130L229 131V134L232 136L231 138H233V140L234 141H236L235 142V144L236 145H240V146H238V148L240 149V148H242L243 147V144L246 142V140H247V142H248V138H247V136H246V132L243 130V129H248L249 130V133H251V134H249V137H251L249 140L251 141L252 140V138L254 137V135H252L253 134V131L252 132H250L252 129H254V128H252V126H250V124L248 125L247 123H246V121H245V118L246 117H250L251 116V114H253L252 112H255V111H253V109H252V106H251V109H252V112H250V110L251 109H249L250 107V103L248 102ZM138 103H139V100H138ZM173 103V104H172ZM178 103V104H177ZM133 104V105H134ZM191 104V103H190ZM188 105V103H187V105L188 106H191V105ZM236 104V103H235ZM250 104V105H249ZM184 105V106H183ZM186 105V108H188V106ZM243 105V106H242ZM248 105V106H247ZM155 106V107H154ZM109 107V108H108ZM144 107V108H143ZM171 107V108H172ZM183 107V108H182ZM249 107V108H248ZM84 108H85V110H88V109H86L87 107H85L84 106ZM99 110H98V109ZM106 108H108V109H110V110H106ZM129 108V107H128ZM131 108V107H130ZM170 108V109H171ZM97 111H96V110ZM174 109V110H175ZM187 111H185V110ZM115 110V111H116ZM142 111L141 113L139 112V111ZM152 110H154L153 112L155 113V115H153V114H151V112H152ZM178 110V111H177ZM184 110V111H183ZM246 112H245V111ZM159 111H160V115H159ZM183 111V112H182ZM244 111V112H243ZM91 112V111H90ZM93 112V111H92ZM93 112V113H94ZM111 112H113L112 113V116H113V118H112V116H111ZM117 112V113H116ZM115 112V114L117 115L118 114V110ZM126 112H128V113H126ZM129 112H130V114H129ZM144 112H146V113H144ZM152 112V113H153ZM219 112V113H220ZM93 113H91V115L93 114ZM94 113V114H95ZM133 113V114H132ZM187 113V114H186ZM219 113L217 112V114L219 115ZM244 113V114H243ZM247 113V114H246ZM251 113V114H250ZM130 115V117H129V115ZM139 114V115H138ZM144 114H146V116L144 115ZM236 114V115H235ZM159 115V116H158ZM246 115H248V116H246ZM255 115V113L252 115V116H254ZM93 117L95 116V115H92ZM141 116H142V114H141ZM157 116V118L156 119H154L155 117ZM189 116V115H188ZM240 116V117H239ZM243 116V117H242ZM99 117H97V118H95V119H99ZM104 117V118H103ZM117 117V116H116ZM145 117H147V118H145ZM166 117V118H165ZM219 117V116H218ZM245 117V118H244ZM112 118V119H111ZM118 118V117H117ZM220 118H221V116H220ZM240 118H243V119H241V121L239 120ZM116 119V118H115ZM144 119V120H143ZM146 119V120H145ZM102 120V121H101ZM149 120H148V122H149ZM190 120V119H189ZM222 120V119H221ZM242 120L243 121H245L244 123L246 124H244L243 122H242ZM137 121H138V125L140 126V124H143L141 127H138V125H136L137 124ZM157 120H156V122H153L154 123V125L156 126V129H157V126H158V124H155V123H159ZM191 121V120H190ZM222 121H225V119H223ZM221 121V122H222ZM152 122V121H151ZM240 122V123H239ZM241 122L243 123V125L245 126L244 128L243 127H241ZM263 122V121H262ZM261 122V123H262ZM115 123H116V120H115ZM134 123V124H133ZM251 123V122H250ZM134 126H133V125ZM252 124H253V121H252ZM260 124V123H259ZM263 124V123H262ZM133 127H132V126ZM239 125H240V127H239ZM242 125V126H243ZM261 125V124H260ZM159 126H162V124H159ZM158 126V130L159 129H161V132H162V129H163V127L162 128H160ZM254 127V126H253ZM110 128V127H109ZM109 128H105L106 130H108ZM138 128H140V130H138ZM186 128V127H185ZM229 128V129H228ZM243 128V129H242ZM251 128V129H250ZM261 128H263V125H262V127ZM60 131V129L58 128V127H55L53 130H48V129H46V128H44L43 129V137H44V139H46V141H48V140H51V141H56L57 140V138H59V135H58V133L57 132H59ZM191 130V131H190ZM264 130V129H263ZM160 131V130H159ZM147 132H148V130H147ZM164 132V131H163ZM245 134H244V133ZM264 132V131H263ZM145 133V132H144ZM148 133H150V130H149V132ZM160 133V132H159ZM137 134V135H136ZM162 134H164V136H165V133H160V136H163ZM244 134V135H243ZM139 135H141V136H139ZM149 135H151L150 137H149ZM146 136V135H145ZM155 137L153 138V139H155ZM240 137V138H239ZM246 137V138H245ZM158 138V137H157ZM162 138V137H161ZM161 138L159 137V139L161 140ZM164 138V137H163ZM163 138H162V140H163ZM165 138H167V136L165 137ZM164 138V140H166ZM55 139V140H54ZM135 139V141H137ZM157 140V139H155V141L156 142H158L159 143V141L160 140ZM168 139V138H167ZM164 140L162 141V142H160V144L161 145H159V144H157L156 143V145L154 146V144H155V141L154 142H152L153 140H151L150 142H151V145L149 144L150 142H147L150 146H151V148H153V146H154V150H157V149H155L156 147H157V145H158V147H160V146H162L163 145V142H164ZM167 141V143L165 142L164 143V146L166 147V148H169L170 147V142H169V140H166ZM241 143H240V142ZM243 141H245V142H243ZM249 141V142H250ZM238 142H239V144H238ZM48 143H50V142H48ZM142 143V142H141ZM152 143H153V145H152ZM264 143V142H263ZM252 144V143H251ZM262 144V143H261ZM143 147H145V146H149V145H145V144H141ZM145 145V146H144ZM150 146L147 148V149H149L150 148ZM262 146H264V144H262L261 145V147ZM157 147V148H158ZM150 148V149H151ZM161 148V147H160ZM162 148H164V147H162ZM79 149L81 150V148H78L77 150H78V152L76 151V156H77V158L79 159V161H80V159H81V161H80V163L79 164H81L82 166H84L85 168L84 169H88V168H86L87 166H88V163H86V162H88V161H90V159H88L86 156H85V152L83 153L82 151H81V153H80V151H79ZM264 148L262 147V150H263ZM164 151H165V148H164ZM163 151V152H164ZM154 152H156V153H154ZM158 152L160 153V149H158ZM157 151H151V153L153 154H155V155H157V154H159ZM161 152H162V150H161ZM78 153V154H77ZM98 153H99V151H98ZM35 155L37 156V154L35 153ZM159 155H161V154H159ZM263 155H264V152H263ZM45 156H47V158L45 157ZM45 160H44V157H43V160L47 163V165H46V163L42 160V162L44 163V166L46 165V168H44V171L45 170H47V171H49L50 173H49V175H48V177L50 178V179H48L49 181H48V183H45V184H42V186L41 187H39L38 185H35V187H36V189H38L37 190V192H35L36 194H37V196H38V201H39V205H40V209L43 211V213L46 215V217H48L49 218V220H51L52 221V218L54 217V216H56L55 215V213H56V211H55V207H56V205H57V203H56V201H55V198L57 199L58 198V195H61V196H63V199L64 198H66L67 199V201H68V199L70 200V201H73L72 203H73V205H75L74 207L78 210L79 209V207H83V208H85V207H87V206H84V205H87L88 203L90 204V202H84L85 201V199H83V198H86L87 196V194H88V189L90 188V186L92 185V184H90V183H93V180H91L89 177H87L86 178V176H85V178H82V179H79V178H81L80 176H79V172H78V170L77 169H73V168H71V167H67V166H63L64 164L61 162L60 164H63V165H61V166H59V164H58V166H56V164L53 166V163L51 162L52 161V156H49V155H46L45 154ZM51 157V158H50ZM102 157H103V161L106 163L105 165H107V164H109V166L108 167H110L112 164L106 159V158H104L105 156H104V154H102V153H100L99 155H98V162H99V165H100V167H99V171L101 172V170H102V173L104 174V176H107V173L110 171V169H112L113 168V165H112V168L110 167V168H108V167H105V166H102L101 164H103L104 165V162L102 161ZM87 158V159H86ZM263 159V158H262ZM261 159V160H262ZM87 160V161H86ZM264 160V159H263ZM262 160V161H263ZM86 161V162H85ZM100 161L101 162H103V163H100ZM262 161H261V164H262ZM36 162V161H35ZM38 162V161H37ZM85 163V164H84ZM87 164V165H86ZM86 165V166H85ZM102 167V169L100 170V168ZM261 170H262V173L264 174V165L262 164L261 166ZM105 168H107V169H105ZM103 169H104V172H103ZM109 169V170H108ZM260 169V168H259ZM46 171V172H47ZM106 171V172H105ZM48 174V173H47ZM98 176H96V178H97ZM47 178V177H46ZM88 179L90 180V181H88ZM90 182V183H89ZM90 185V186H89ZM37 187H39V188H37ZM89 187V188H88ZM36 191V190H35ZM82 192V193H80V192ZM39 194V195H38ZM82 194V195H81ZM85 194V195H84ZM83 195H84V197H83ZM60 196V197H61ZM81 196V198H79ZM59 197V198H60ZM110 197H112L110 194H109V198ZM58 198V199H59ZM255 198V200H256V197H254ZM60 199H62V197L60 198ZM252 199V198H251ZM65 200V199H64ZM80 200H84L83 202L81 201L80 202ZM146 200V201H145ZM145 200H143V207H144V204H146V202H149V201H147L148 200V198L147 199H145ZM56 203V204H55ZM81 203L83 204L84 203V205L82 206L81 205ZM150 205V206H149ZM79 206V207H78ZM152 205L151 204H149V203H147V205H146V210H145V208H144V211H147L148 212V214L146 213V212H144V213H146V215L148 216H146L147 218L146 219H148L149 218V223H148V225L150 226V227H154V228H157V226H159V222H157V220L158 219H156L157 218V216H156V213H155V211H154V209H153V207H151ZM216 207H217V205H216ZM81 208L79 209V212H80V210H81ZM83 208H82V210H83ZM81 210V212L83 213V211ZM153 211H154V213H153ZM82 215V214H81ZM156 216V218H155V216ZM18 218H19V220L21 221L20 223L21 224H23L24 223V215H19L18 216ZM55 221V219L53 220V222ZM147 221V220H146ZM157 222V223H156ZM157 224V225H156ZM22 227L23 228H25L24 230L26 231V228L28 227V226H26V227H24V225H22ZM56 226H54V228H55ZM257 234H259V233H257ZM255 239H256V237H255ZM257 240H259V241H257ZM80 242H82V243H80ZM253 244L255 243V240H252L251 241ZM259 243V242H261L260 244H262V245H260V246H264V237H262L261 235H260V237L257 235V239H256V243ZM77 244H89L90 243V241L88 240V241H85L84 240V242L83 241H79V243L78 242H76ZM76 243H74V245L76 244ZM257 243V244H258ZM82 245L83 247H85L86 245ZM81 245H79V247H81ZM74 247H76L77 248V245L76 246H74ZM31 250H32V248H31ZM34 251H35V249H33ZM32 250V251H33ZM71 251H69L68 250V252H67V258H69L68 259V261H69V263L70 264H73V263H75V262H73V261H76L78 258H77V256H76V252L74 253L72 250L73 249H70ZM74 250H76V249H74ZM77 250H78V248H77ZM73 262V263H72Z\"/></svg>",
    "mask_w": 264,
    "mask_h": 264
}]
</instances>
